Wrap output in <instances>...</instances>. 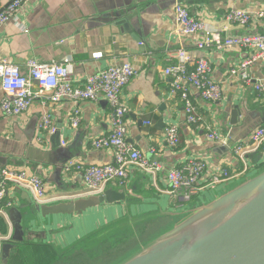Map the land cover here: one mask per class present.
Masks as SVG:
<instances>
[{
  "label": "crops",
  "instance_id": "1",
  "mask_svg": "<svg viewBox=\"0 0 264 264\" xmlns=\"http://www.w3.org/2000/svg\"><path fill=\"white\" fill-rule=\"evenodd\" d=\"M12 1L0 0V10ZM176 1L34 0L20 14L28 32H24L14 21L0 27V57L12 60L25 73L30 59L43 63L70 62L73 64L72 78L80 84L100 69L131 63L136 74L122 91V100L129 108L128 140L141 149L151 162L161 165L155 177L152 176L151 184L145 186V191L153 193L154 197L139 199L129 206L84 215L72 231L56 236L52 242L23 241L24 246L13 251L8 264H65L73 261L75 264L84 261L85 264H95L97 249L108 242L93 251L78 252L66 258L69 241L82 239L115 219L154 209V202L165 207H178L185 203L181 195L172 196L167 192L166 176L170 168L189 159L206 161L208 167L202 184L212 172L222 168H227L234 176L244 173L242 163L233 153V146L248 140L254 129L264 123V94L254 88L255 81L264 78V59L250 65L253 82L248 84L232 76L230 71L251 56V49L225 47L216 42L202 50L201 53L211 64L212 78L222 85L223 95L219 102L203 101L193 85L188 83L198 112V121L188 123L183 101L178 95L170 93L172 77L164 73L166 67L177 62L180 47L196 49L192 38L181 37L174 32ZM181 1L193 16L202 19L222 39L230 35L264 33V14H261L264 13V0ZM232 8L248 11L249 24L242 27L228 22L226 14ZM124 19L131 31L122 24ZM95 53H102V56L95 58ZM34 90L38 91L36 85ZM5 95L0 82V171L6 166L29 167L46 181L49 199L54 200L84 194L81 174L72 172L67 176L63 170L68 159L85 164L114 163L111 150L95 149L91 144L92 139L109 134L111 130L108 117L111 108L105 100H66L51 104L44 95L37 94L27 112L8 117L1 109ZM75 108L81 110V122L77 128L71 126ZM233 109L240 111L237 124L232 123ZM45 111H51L54 116L56 131L60 132V146L55 145L53 134L56 131L43 136L39 132L40 117ZM138 119L142 120L140 126ZM160 120L163 124L158 126ZM172 123L179 126L181 137L174 148L166 144L164 137L167 126ZM214 129L227 139L226 144L206 138V134ZM150 147L155 148V153L150 151ZM259 165H264V146L249 156L248 170ZM112 183L117 187L120 185ZM1 208L0 242L12 238L15 233L23 234L24 214L14 204V199L7 194ZM156 223L150 224L157 226ZM24 236L25 233L20 240ZM41 244L50 248L37 250L33 246ZM44 252L49 257L41 260ZM36 258L38 262L35 263Z\"/></svg>",
  "mask_w": 264,
  "mask_h": 264
},
{
  "label": "built area",
  "instance_id": "2",
  "mask_svg": "<svg viewBox=\"0 0 264 264\" xmlns=\"http://www.w3.org/2000/svg\"><path fill=\"white\" fill-rule=\"evenodd\" d=\"M32 1L34 0H13L0 10V27L14 21L24 32H28L29 29L20 14ZM174 14L176 20L174 32L181 37L192 38L196 49L188 50L180 47L177 50V62L166 67L164 73L172 77L170 93L174 96L179 95L183 101L187 122L196 123L197 105L187 84L193 85L203 101L219 102L223 95L222 85L212 78L211 64L201 51L210 48L216 42L225 47L251 49V56L230 71L232 76L251 84L253 77L249 71L250 65L258 59H264V33L230 35L222 39L220 34L209 29L202 19L193 16L181 0L176 1ZM226 20L244 27L250 22V13L244 9L232 8L227 12ZM93 56L99 58L102 53H95ZM26 68L25 73L12 60L0 57V82L6 94L1 102V109L5 116L16 117L27 112L32 107L37 94L44 95L51 104L66 100L103 99L111 108L108 116L111 126L109 134L95 137L91 144L95 149L111 150L114 153V163L85 164L75 159H68L64 164L65 174L69 175L72 172L81 174L85 186L84 193L100 192L112 182L126 184L134 167H139L155 177L161 165L151 162L141 149L128 140L129 108L122 100V91L136 74L131 63L124 62L100 69L87 76L80 84H76L72 78L73 64L70 62L43 63L30 59L26 63ZM34 85L37 86L38 91L34 90ZM254 88L261 95L264 94V78L256 80ZM80 122L81 110L75 108L71 116V126L77 128ZM55 131L54 116L51 111H45L40 117L39 132L43 136ZM164 137L169 147H176L181 141L179 126L175 123L168 125ZM206 138L212 142L227 143V139L216 129L210 130ZM62 143L65 145V142ZM263 146L264 123L254 129L248 140L237 142L233 146V153L242 163L243 171L249 169V156L260 151ZM150 151L155 153V148L150 147ZM207 167L205 160L192 158L182 165L170 168L166 176L169 189L167 192L172 196L181 195L183 201L188 202L201 191L234 176L227 168H222L212 172L205 179V184H202ZM13 184L28 189L38 202L50 200L46 181L33 170L27 166L22 168L6 166L0 171V214H3L1 203Z\"/></svg>",
  "mask_w": 264,
  "mask_h": 264
},
{
  "label": "water",
  "instance_id": "3",
  "mask_svg": "<svg viewBox=\"0 0 264 264\" xmlns=\"http://www.w3.org/2000/svg\"><path fill=\"white\" fill-rule=\"evenodd\" d=\"M122 24L131 31L126 19ZM231 114L232 123L237 124L239 109ZM138 124L142 125L141 119ZM162 124L160 120L158 126ZM59 136V131L53 134L57 146L61 145ZM130 174L124 185L109 183L97 193L46 202L36 201L20 185H11L7 194L23 211L25 236L20 240L24 233H15L1 240L0 264H8L13 251L24 246L23 241L52 242L56 236L72 231L84 215L154 197L145 191L152 182L150 173L134 167ZM154 204V209L115 219L82 239L70 240L66 258L93 251L104 242L115 244L129 237L138 238L139 227L165 220L154 236L138 241L111 264H264V165L206 189L178 207Z\"/></svg>",
  "mask_w": 264,
  "mask_h": 264
},
{
  "label": "rangeland",
  "instance_id": "4",
  "mask_svg": "<svg viewBox=\"0 0 264 264\" xmlns=\"http://www.w3.org/2000/svg\"><path fill=\"white\" fill-rule=\"evenodd\" d=\"M261 14L263 15L264 13H261ZM66 175L69 176L70 174L69 175L66 174ZM84 188H85V186H84ZM155 222H158V223L160 222V225L159 226L158 225L153 226L152 224L147 223L145 226L139 227L137 229V232L139 233L137 236L138 238H136V236H133V238L136 241L135 240L127 241L126 243H123L120 247H118L116 244L120 243L121 241L117 242L116 244H110L111 246L115 245V247H114V249H109L108 252H99L100 251L99 250L100 248H99L98 251L95 253V256H94L95 258L97 257L96 264H111V263L115 262L126 251L137 246L140 241H145V240L149 239L150 237L154 236V234L157 233L158 230H160L166 224V222H164L163 220L155 221ZM155 222H151V223H155ZM139 229H142V230H139ZM124 240L125 239H123L122 241H124ZM44 258H46V257H44ZM91 258H93V257H91Z\"/></svg>",
  "mask_w": 264,
  "mask_h": 264
},
{
  "label": "flooded vegetation",
  "instance_id": "5",
  "mask_svg": "<svg viewBox=\"0 0 264 264\" xmlns=\"http://www.w3.org/2000/svg\"><path fill=\"white\" fill-rule=\"evenodd\" d=\"M139 230H142V229H139ZM139 234V233H138ZM131 240H135L133 237H129L128 239L124 240V241H121L120 243L116 244L118 247H120L123 243H126L127 241H131ZM136 241V240H135ZM115 245L114 246H111L110 244H103V246L100 247V251L99 252H108L109 249H114ZM97 249V251H98ZM96 251V252H97ZM76 262L73 261L72 263L71 262H68V263H65V264H75ZM62 264V263H61ZM96 264V263H95Z\"/></svg>",
  "mask_w": 264,
  "mask_h": 264
},
{
  "label": "trees",
  "instance_id": "6",
  "mask_svg": "<svg viewBox=\"0 0 264 264\" xmlns=\"http://www.w3.org/2000/svg\"><path fill=\"white\" fill-rule=\"evenodd\" d=\"M178 96H179V95H178ZM155 223H156V222H155ZM156 225L159 226V225H160V222H159V223L157 222ZM33 246H34V248L37 249V250H39L40 248H43V249L50 248L49 245H46V244L33 245ZM42 256H43V258L46 257V259L49 257L48 254L45 253V252H44V255H42ZM43 258H40V259L42 260ZM36 262H38L37 258H36V260H35V263H36ZM84 262L86 263V261H84ZM84 262H82V264H85ZM38 264H41V262L38 263Z\"/></svg>",
  "mask_w": 264,
  "mask_h": 264
},
{
  "label": "bare ground",
  "instance_id": "7",
  "mask_svg": "<svg viewBox=\"0 0 264 264\" xmlns=\"http://www.w3.org/2000/svg\"><path fill=\"white\" fill-rule=\"evenodd\" d=\"M244 172H245V171H244ZM233 177H234V176H233ZM229 179H230V178H229ZM84 192H85V191H84ZM84 194H85V193H84ZM6 196H7V195H6ZM195 197H196V196H195ZM195 197H193L191 200H193ZM191 200H190V201H191ZM188 202H189V201H188Z\"/></svg>",
  "mask_w": 264,
  "mask_h": 264
}]
</instances>
